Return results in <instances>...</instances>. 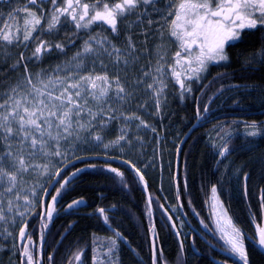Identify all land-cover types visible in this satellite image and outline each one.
<instances>
[{"label": "trees", "instance_id": "1", "mask_svg": "<svg viewBox=\"0 0 264 264\" xmlns=\"http://www.w3.org/2000/svg\"><path fill=\"white\" fill-rule=\"evenodd\" d=\"M226 50L229 60L208 65L206 72L189 82L190 92L178 89L177 83L176 87L170 85V106L157 116H147L138 110L127 112L140 116L155 129L154 134L132 126L128 134L132 143H123L114 149H104L103 144L92 141L78 142L75 155L60 166L62 169L75 159L91 155L131 161L145 177L152 210L140 180L128 165L97 160L73 163L61 172L69 184L61 190L63 180L59 177V183L50 192L52 195H55L54 190L62 192L51 220L44 218L41 202L25 220L23 226L27 225L25 231L32 243L18 237L19 264H27L23 254L26 246L34 260H39L34 253L39 252L44 238V264H69L78 252L82 253L81 260L74 264H109L110 259L114 264H153V256L157 255L159 264H219L221 257L199 236L195 238L193 249L188 243L187 256H184L185 243L182 244L174 230L168 207L172 205L177 209L175 205L181 204L178 210L186 228L191 224L216 247L222 246L225 242L220 235L217 234L216 240L213 238L217 233L211 198L214 186L233 224L246 234L251 255L249 264H264V254L253 244L258 234L257 225H262L264 217L261 199L264 197V133L249 136L250 129L245 127L246 123L264 121V29L247 32L242 41ZM58 53L61 57L44 60L51 67L38 63L39 67H47L44 71L51 72L62 58L69 57L67 51ZM38 71L35 66L31 73ZM1 73V78H7L15 71L2 69ZM11 85L14 84L0 83V103ZM151 110L156 113L154 106ZM195 124L190 136L181 144ZM119 129L117 120L111 122L104 132L106 139L116 138ZM158 136L163 140L158 142ZM147 140L149 146L144 144ZM225 141L230 151L221 156ZM4 144L0 140V155L6 150ZM160 146L161 152L157 153ZM109 168L118 169L123 177ZM77 169L81 171L76 173ZM74 200L83 203L68 209L67 205ZM50 204L47 197L46 210ZM101 208L108 216L107 222L98 212ZM172 218L176 221L174 216ZM177 224L180 227L179 221ZM153 229L162 254L153 249ZM117 234H120L119 239ZM112 240H116L117 247L110 258L107 249ZM12 248L11 239L4 237L0 229V264L12 260ZM52 252L54 256L49 261L47 255Z\"/></svg>", "mask_w": 264, "mask_h": 264}, {"label": "snow or ice", "instance_id": "2", "mask_svg": "<svg viewBox=\"0 0 264 264\" xmlns=\"http://www.w3.org/2000/svg\"><path fill=\"white\" fill-rule=\"evenodd\" d=\"M11 2L9 0L10 10L0 14V44L25 43L27 46L26 42L38 41L33 56L52 49L63 52V44H49L42 37L44 34L57 33L69 23L78 32L83 30L88 33V38L83 41L82 50L76 52L69 62V67L57 65L52 70L57 75L45 72L41 77L39 73L36 74L41 87L33 82V76L28 73L27 64H24L23 77L28 87L18 83L5 95L4 102L0 103V140L5 142L6 149L0 155V184L7 182L8 192H13L24 173L38 169L47 171V165L33 164L37 155L63 156L64 153L60 150L61 141L64 144L70 141L88 143L90 137L91 140L103 144L104 149H108L121 145V142L132 143L126 128L121 129V135L115 140L104 143V137L98 130L106 129L112 121L122 119L126 124L139 121V125L150 127L140 116L125 114L109 103L114 100L121 108L126 107L135 99L136 90L143 87L152 91L156 107L159 108L160 98L167 87L161 78L166 72L165 65L168 64L167 52L162 44L156 45L153 50L156 56L155 65L148 67L147 71L141 69L135 79L130 78L127 71L123 77L117 71L121 66L126 70L129 66H136L141 56L153 54L147 48L149 36L156 34L163 40L166 31L169 38H175L178 50L171 56L169 74L175 78L182 90L190 92L191 85L186 84V80L198 78L207 71L210 62L228 61L229 54L226 49L234 42L242 41V33L264 29V0H167L163 3V11L158 7L162 0H47V9L43 7L45 0H16L17 3H23V7H11ZM17 17L20 19L17 20ZM129 17L135 19L129 20ZM5 19L8 23L4 22ZM93 25L106 26V30L116 34L117 39L120 34L118 25H123L126 35L122 45L117 47L107 36L92 34L89 30ZM141 26L144 27L141 29ZM136 30H140L144 36L139 47L133 40ZM105 59L108 63H105ZM23 60L24 54L20 53L17 64ZM109 64L112 65L111 75ZM97 65L100 68L99 73L96 71ZM59 72H65V75L61 77ZM147 79L152 82L146 83ZM21 92L24 94L21 95ZM137 107L142 108L143 105ZM245 127L250 129L247 132L249 136L264 133V121L246 123ZM81 132H86L88 137H82ZM13 140L16 141L14 145L11 143ZM229 151L225 141L219 155L223 156ZM128 164L143 181L144 175L140 169L131 161ZM80 171L81 169H77L76 173ZM109 171L120 177L124 175L116 168H109ZM76 173H72V176ZM53 174L63 180L60 183L61 190L69 184L70 181L64 179L60 171ZM61 190H54L55 195L44 193L51 201L45 211V219L51 220L56 212L55 205L58 197L62 195ZM32 194L36 195L35 190ZM211 194L212 200L221 209L220 214L227 216V209L219 200L215 186L212 187ZM148 199L151 203L152 197L149 196ZM261 199L264 201V197ZM81 203L83 201L74 200L67 208L71 209ZM8 204L11 210L12 202L9 201ZM98 212L107 222L105 210L101 208ZM2 213L3 210L0 209V219H3ZM19 215L23 216L24 213ZM226 223L228 230L222 228L221 231L230 246V252L239 258L241 264H249L246 234L233 225L231 217L227 218ZM26 228L25 224L19 232V238L32 243L30 236L26 234ZM257 229L258 243L264 247V226L257 225ZM119 236L117 234L116 238L119 239ZM116 247V240H112L107 249L110 258ZM153 249L162 254V248L156 243L155 232ZM23 254L27 264H36L33 253L27 246L23 249ZM81 256L82 253H76L69 264L79 262ZM48 260L51 261L52 257L49 256ZM109 264L114 262L110 259ZM153 264H159L158 255Z\"/></svg>", "mask_w": 264, "mask_h": 264}, {"label": "rangeland", "instance_id": "3", "mask_svg": "<svg viewBox=\"0 0 264 264\" xmlns=\"http://www.w3.org/2000/svg\"><path fill=\"white\" fill-rule=\"evenodd\" d=\"M164 1L163 3L167 2V0H162ZM163 3L158 5V7L161 8V11H163ZM135 27V26H134ZM144 26H141V29ZM113 34V33H112ZM116 35V34H115ZM153 37V38H152ZM152 41L149 44L147 41V48L149 49L150 52H152V55H143L140 57L139 64L136 66H129V68L126 70L123 66H121L117 71H119L121 77L124 76L125 71L128 72V75L130 78L135 79L138 75L141 69L147 71L148 67L155 65L156 61V56L154 53V48L156 45H163L164 46V51L167 52L166 59L168 60V64H171V56L172 54L178 50L177 44L174 42L175 38H169L167 32L165 31L164 33V39L161 40L158 35L153 34L152 35ZM135 41V40H134ZM144 41V36L141 39L140 45ZM117 46V44H116ZM75 55H72V57L65 59L63 62H61L60 66L62 67H69V62L72 61V58ZM87 59H85V63L87 64ZM105 62L108 63L107 59H105ZM168 64L165 65L166 72L165 74L161 77L164 82L167 84V87L164 89V92L160 98V106L159 108L156 107L155 104V97L152 95V91L145 90V88L141 87L136 90V96L135 99L130 101L129 105L126 107L121 108L119 104H116L114 100H110L109 103H111L114 107L120 108V110L124 111L125 114L126 112H134L135 110H138L139 112H143L147 116H157L161 110L164 108H169L170 102H169V89L170 85L175 86V83L173 81V77L169 74L170 69L168 68ZM109 74L111 75V68L112 65L109 64ZM91 67V65H89ZM56 68V66H55ZM54 68V69H55ZM99 65L96 66V71L99 70ZM52 75H57V73L50 72ZM59 76L63 77L65 75V72H59ZM44 75H41L43 77ZM172 77V80L170 78ZM38 80V79H37ZM39 81V80H38ZM34 82V81H33ZM152 81L150 79L146 80V83H151ZM171 83V84H170ZM177 83V82H176ZM178 84V83H177ZM17 84L9 86L7 92L4 94L9 93V90L13 87H15ZM23 87L27 88L28 86L24 83L21 84ZM37 87H41L40 83L36 84ZM171 86V88H173ZM178 89L182 90L180 88V85L178 84ZM19 91V89H18ZM24 93L21 92V95ZM142 101V108H138L137 105ZM4 102V100H3ZM10 103V102H9ZM137 103V105H134ZM151 106L155 108L156 113H152ZM136 115V114H135ZM142 119V118H141ZM116 121V120H115ZM118 121V126L120 127L118 136L121 135V129L126 128L127 134L131 133L132 126H136L137 128L145 129L146 132H151V134H154V131L150 127H144L142 125H139V121H132L129 123H125L122 119H117ZM113 122V121H112ZM136 123L138 125H136ZM110 125V124H109ZM108 125V127H109ZM100 134L104 137V143H107L111 141V139L107 140L106 136L104 135L105 129L103 130H98ZM80 135L82 137H88V134L86 132H81ZM148 137H150V140H152L151 136L147 134ZM114 138L113 140H115ZM89 142H93L95 144H101L100 142L93 141L91 140L90 137H88ZM158 142L163 140L162 136L157 137ZM81 143V141H70L68 144H64L63 141H61V152L64 153L63 156L61 157H54V156H40L37 155L36 159L33 161V164L35 165H47L48 169L47 171L43 169H38V170H30L27 173L23 174L22 180L18 182L16 187L14 188L13 192H8V184L7 182H4L0 184V209L3 210V219H0V229L4 237L11 239L13 243V248L11 249L13 255H11L12 260L8 261L7 264H19L17 260V253L20 248V244L17 242V239L19 237V232L25 222V220L32 214V212L36 209L38 204L41 202L43 193L45 191V188L49 184L50 180L54 177L55 172H57L60 168L61 165H63L66 161L71 159L75 155L76 147L77 144ZM150 142V141H149ZM11 143L14 145L16 141H11ZM123 144V142H121ZM146 146H149L150 143H148V140L144 142ZM120 145L110 147V149L118 148ZM158 147V146H157ZM161 152V146L160 148H157V153ZM11 171V169H9ZM33 190H35L36 195L33 196ZM19 197V198H17ZM12 202V208L9 210V204L8 202ZM213 201V200H212ZM31 202V203H29ZM214 205V218L216 222V227L220 233V235L224 238V233L221 231L222 228L225 230H228L226 220L229 217L228 213L227 216L221 215V209L217 204L213 201ZM224 207V206H223ZM173 212L176 211V208L172 206ZM44 210V214H45ZM19 213H24L23 216H20ZM219 220V223L217 222ZM181 226H183V222L180 220ZM233 223V222H232ZM226 241V240H225Z\"/></svg>", "mask_w": 264, "mask_h": 264}, {"label": "flooded vegetation", "instance_id": "4", "mask_svg": "<svg viewBox=\"0 0 264 264\" xmlns=\"http://www.w3.org/2000/svg\"><path fill=\"white\" fill-rule=\"evenodd\" d=\"M162 3H163V1H162ZM11 7H23V3H17L16 0H12ZM43 7L45 9H47L49 7L47 0H45ZM9 10H10L9 0H0V14L7 13ZM33 10H35V9H33ZM19 19L20 18L17 17V20H19ZM134 19H135V17H129V20H134ZM4 22L8 23L7 19H5ZM125 23H128V21H125ZM118 27L120 28V34H119L118 39H117L115 34H112L110 31L106 30V26L102 27V26L93 25L92 29L89 31L92 34H99L100 36H107L109 39H111L113 41V43L117 44V47H120L123 43V40L125 38L126 33L124 31L123 25H118ZM251 31H255V30H247L246 32L242 33V38L246 35L247 32H251ZM142 37H143V35H142L141 31L136 30L135 34L133 35V40L136 41L138 47L140 46V42H141ZM151 37H152V35L149 36V38L147 39L149 44L151 43L152 38H153V37L152 38ZM42 38L44 40H46L49 44H56V43L63 44L65 46L63 51L69 52L68 58H70V57H72V55H75L76 52L82 50L83 41L88 38V33H86L83 30L78 32L74 28V26L71 23H69L67 26L61 27L57 33L44 34ZM26 43H27V46H25V43H17L14 45L0 44V75L2 74L1 73L2 69H8V70L15 71V73L10 75V77L9 76L7 78H3V77L1 78L0 77V83H3V84H11V83L12 84H18V83L24 84L25 83L24 77H23V74L25 73L24 64H27V70L30 73H31V70L33 67H35V66L38 67L39 71L35 72L32 75L34 83L37 84V83H39V81L36 79V74L39 73L40 75H44L46 72L44 70H45V68H47V67L40 68L39 66L41 64L38 65V63H46L48 65V67H51V65H49V62H45L44 60H48V58L51 56H55V57L60 56L61 57V54L58 53L59 49H52L48 52L41 53L38 56H33L32 53L34 52L38 41L37 42L29 41ZM235 43H237V42H234L233 44H235ZM20 53L24 54V60L20 64H17V61L20 60ZM64 60H65V58H62V62ZM213 63H215V62H210L209 65L213 64ZM99 72H100V69L97 70V73H99ZM48 73H50V72H48ZM194 79H197V77L192 78V80H194ZM170 80H172V78H170ZM173 81H174V83H176L174 77H173ZM185 82L187 84L190 81L186 80ZM44 210H46V204H45V207L42 209V212ZM189 226H191L190 231L188 233H182L181 234V236L183 238V243H185L184 249H183L184 256H187L186 251L188 250L187 249L188 243H190V246L193 249L194 248L193 244H194L195 238H197V236H199L201 239H203L205 244H207L208 246L213 248L218 253L217 256L221 257L220 261H222L224 264H241L239 258L235 254L230 252V250H229L230 246L227 244V242L224 240V238L220 235L217 227H216L217 233L213 234V238L216 240L217 236L220 235L222 237L223 241L225 242L222 246H219V247H216L214 245V243L209 242L202 234L199 233V231L196 230V228H194L193 225L190 224ZM202 228L205 232H207V234H211L210 231L206 230L204 227H202ZM213 238H212V240H213ZM217 243L219 244V241ZM42 244L40 245L39 252L34 253L35 256H39V260L36 261V264H44L45 241H44L43 247H41ZM253 244L255 245V247L258 248V246L256 244V239L253 242ZM245 245H246L249 256H251L250 252L248 250L246 241H245ZM47 256H51L53 258L54 253L52 252L51 254H49ZM222 262H219V264H221Z\"/></svg>", "mask_w": 264, "mask_h": 264}, {"label": "water", "instance_id": "5", "mask_svg": "<svg viewBox=\"0 0 264 264\" xmlns=\"http://www.w3.org/2000/svg\"><path fill=\"white\" fill-rule=\"evenodd\" d=\"M196 125H197V124H195V125H194V126L188 131V133L186 134V136H185L184 140L182 141V143H184V141L187 139V137L190 136V134L192 133V131L194 130V128H195ZM178 156H179V155H178ZM86 160H97V161H104V162L117 161V162H121V163H124V164H128L127 161H125V160H123V159H120V158H116V157H109V156H89V157H85V158H81V159L74 160L73 162H71V163H69L67 166H65L63 169L69 167V166H70L71 164H73V163H77V162H80V161H86ZM128 165H129V164H128ZM63 169H62V170H63ZM131 169H132V168H131ZM132 171H134V170L132 169ZM178 171H179V168H178V164H177L176 172L178 173ZM61 172H62V171H60V173H61ZM134 172H135V171H134ZM135 173H136V172H135ZM136 175H137L138 179L140 180V178H139V176H138L137 173H136ZM58 180H59V177H58V176H55V178L53 179V181H52V183H51L49 189L47 190V193H50V192L53 190V188H54L55 185L57 184ZM140 182H141V184H142L143 190H144V192H145L147 198H149L150 193H149V189H148V185H147V183H146L145 177H144V180H143V181L140 180ZM46 198H47V196H44V199H43V206L45 205V200H46ZM148 200H149V199H148ZM150 205H151V203H150ZM263 226H264V221H263ZM43 245H44V242H43V244H42L41 247H43ZM257 246L259 247L260 251H262V252L264 253V247H262V246L258 243V235H257Z\"/></svg>", "mask_w": 264, "mask_h": 264}, {"label": "bare ground", "instance_id": "6", "mask_svg": "<svg viewBox=\"0 0 264 264\" xmlns=\"http://www.w3.org/2000/svg\"><path fill=\"white\" fill-rule=\"evenodd\" d=\"M186 136V135H185ZM185 138V137H184ZM184 138H183V140H184ZM91 156H95V155H91ZM85 157H89V156H84V157H81V158H85ZM81 158H78V159H81ZM121 159V158H120ZM86 161H95V160H86ZM126 161V160H125ZM81 162V161H80ZM83 162V161H82ZM104 162V161H103ZM114 162H117V161H114ZM128 162V161H127ZM106 163V162H105ZM119 163H121V162H119ZM121 164H124V163H121ZM177 164H179V159H177V163H176V167H177ZM124 165H128V164H124ZM129 167H130V165H128ZM131 168V167H130ZM132 170V169H131ZM178 173L176 172V175H177ZM143 188V187H142ZM150 193V192H149ZM147 200H148V198H147ZM148 203H149V200H148ZM149 206H150V208H151V210H152V201H151V205H150V203H149ZM43 214H44V211H43ZM179 221V223H180V227H183L184 226V224H183V226H181V222H180V220H178ZM262 254H264L262 251H260Z\"/></svg>", "mask_w": 264, "mask_h": 264}]
</instances>
